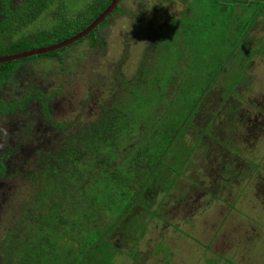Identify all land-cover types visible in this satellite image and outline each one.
<instances>
[{
	"label": "rangeland",
	"instance_id": "rangeland-1",
	"mask_svg": "<svg viewBox=\"0 0 264 264\" xmlns=\"http://www.w3.org/2000/svg\"><path fill=\"white\" fill-rule=\"evenodd\" d=\"M51 1L0 0V53L21 40V28L32 26L29 41L46 37L55 25L42 11ZM257 1L249 10L212 0H121L99 43L86 37L61 63L34 58L0 71V264H264V0ZM73 2L69 29L100 4ZM169 77L186 83L194 105L203 99L190 125L193 108L183 107L185 116L158 125L152 150L134 151L140 137L124 139L117 152L101 140L94 160L86 142L103 110H119ZM37 88L50 98L51 122L36 99H23Z\"/></svg>",
	"mask_w": 264,
	"mask_h": 264
},
{
	"label": "trees",
	"instance_id": "trees-1",
	"mask_svg": "<svg viewBox=\"0 0 264 264\" xmlns=\"http://www.w3.org/2000/svg\"><path fill=\"white\" fill-rule=\"evenodd\" d=\"M73 1L74 0H52L47 5V7L44 8V10L42 11V13L44 12V14L49 13V15L53 18V22L55 25L46 35V37L39 40L37 39V41H29L26 39L25 35L28 32L32 31V26H27L24 27L23 29L21 28L20 31L15 32V34L20 36L21 40L18 39L12 41L7 46L8 50H6L3 53H0V56L22 53L24 51H28L33 48L49 46L58 43L66 38H69L72 35H75L76 33L83 30L88 24H90L93 21V19L109 5L111 0H100L99 7L90 17L86 18L83 22L75 26L76 28L69 29V27L63 25V22L66 19L72 17L78 9L75 7ZM212 1L217 5H227V4L242 5V6H246L249 10L250 8H254V6L258 4L257 0H212ZM120 2L116 6V8L111 12V14L108 15L97 27H95L86 36L89 37L93 43H99L101 37L98 31L105 26L108 18L118 11L120 7ZM37 18H35L34 20H36ZM238 29H239L238 27H235L236 36L240 34ZM86 37L55 51H51L39 55H32L26 58L0 63V71H2L4 67H10L11 65L16 66L20 61L34 59V58L37 59V58L46 57L52 59L55 62L61 63L62 61L61 53L66 51L72 45L81 42ZM235 40H237V38H235ZM223 64H224L223 62L219 63L220 69L218 73L222 71ZM176 80H177L176 78L169 77L164 81H162V83L151 82L150 93L140 94L139 92H137V94L133 98H129L125 100L123 102V107H121L119 110L112 108V105L108 109L106 110L104 109L102 114L96 121V125L98 128H95L96 131L89 134L86 142L87 151L93 155L94 160L95 158L97 159L99 158L97 156L104 148V144L101 142V140L106 141V145H108V148L111 147L113 151L117 152L118 149L119 150L122 149L123 146H121L120 143L124 139H127L131 144H133L136 142L135 139L141 142L142 140H139L140 137V139L143 138V142H141L140 145L137 146L134 145L136 146V149L134 151H141L144 147H146V150L148 149L152 150L153 147L157 145L156 139L158 135H161L158 131L159 130L158 125H161V123L164 122L167 117H170V120L171 119L175 120L177 118H181L182 116H185L188 111H186L184 114L180 113L181 111H183L182 110L183 107H186V110L189 111L193 108L185 123L186 126L190 125V122L193 121L195 114L201 111L202 108L204 107L203 99L198 101L197 104L194 105V100L192 98H189L190 96L187 93L186 83L184 84L183 81L180 80L176 81ZM215 81L216 78L210 84V87L213 85ZM175 83L177 85V88L172 87V85L173 84L175 85ZM168 89L171 90L172 92L165 93L164 90H168ZM45 95L46 94L44 92H41V90L37 88L35 91L31 90L23 99L26 100L31 98L36 99L40 104L42 115H45L46 120L48 122H51L49 117H47L48 115L47 108L50 103V98ZM23 99L18 100L17 103L19 102V105H22V103H24L25 101ZM177 106H180L181 108L178 109ZM224 107H229V106L228 104H225ZM230 108L234 109L235 106L233 104H230ZM111 119H113V123L110 122ZM148 122L153 127H149ZM136 132H138L140 136L137 135L131 136ZM228 146L230 147L229 144ZM6 158H7L6 153L0 154L1 177H3L5 174ZM124 160L125 158L122 159V161ZM38 253L39 250L36 253H31L30 257H34L35 254L37 255ZM17 255H20V252H18ZM41 262L42 264H45L43 261ZM49 264H61V263L50 262Z\"/></svg>",
	"mask_w": 264,
	"mask_h": 264
},
{
	"label": "water",
	"instance_id": "water-1",
	"mask_svg": "<svg viewBox=\"0 0 264 264\" xmlns=\"http://www.w3.org/2000/svg\"><path fill=\"white\" fill-rule=\"evenodd\" d=\"M120 0H111L109 5L101 12L99 13L93 21L88 24L83 30L76 33L75 35H72L69 38H66L58 43L45 46V47H38L33 48L28 51H24L22 53H15L11 55H2L0 56V63L8 62L11 60H18L22 58H26L32 55H39L44 54L47 52L55 51L60 48L66 47L84 37H86L95 27H97L108 15L111 14V12L116 8Z\"/></svg>",
	"mask_w": 264,
	"mask_h": 264
},
{
	"label": "crops",
	"instance_id": "crops-1",
	"mask_svg": "<svg viewBox=\"0 0 264 264\" xmlns=\"http://www.w3.org/2000/svg\"><path fill=\"white\" fill-rule=\"evenodd\" d=\"M252 261H253L255 264H257V262H258L256 259H253Z\"/></svg>",
	"mask_w": 264,
	"mask_h": 264
}]
</instances>
